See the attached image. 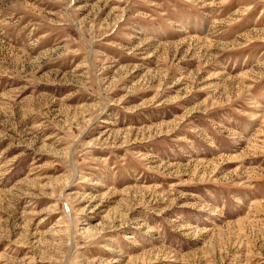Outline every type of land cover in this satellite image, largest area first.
I'll return each mask as SVG.
<instances>
[{
  "label": "rangeland",
  "instance_id": "obj_1",
  "mask_svg": "<svg viewBox=\"0 0 264 264\" xmlns=\"http://www.w3.org/2000/svg\"><path fill=\"white\" fill-rule=\"evenodd\" d=\"M0 264H264V0H0Z\"/></svg>",
  "mask_w": 264,
  "mask_h": 264
}]
</instances>
